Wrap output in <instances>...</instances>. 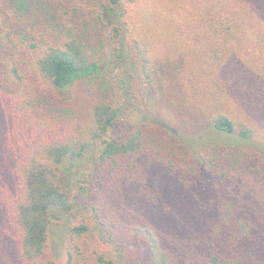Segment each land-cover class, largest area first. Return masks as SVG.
Segmentation results:
<instances>
[{"label":"trees","instance_id":"trees-1","mask_svg":"<svg viewBox=\"0 0 264 264\" xmlns=\"http://www.w3.org/2000/svg\"><path fill=\"white\" fill-rule=\"evenodd\" d=\"M197 1L190 19L162 5L146 12L136 0H0V84L11 92L0 91V264H123L97 247L100 229L80 203L93 192L91 217L103 226L119 193L125 219L143 209L168 219V247L141 230L149 264H264V0ZM87 17L110 28L112 58L89 51L78 27ZM165 18L169 31L159 26ZM195 19L200 36L186 23ZM176 34L184 45L169 49ZM169 53L179 58L172 73ZM117 66L127 104L104 98L54 112L49 92L72 99ZM134 80L150 93L130 120ZM179 101L201 116L202 130L178 128ZM155 129L169 133L168 146ZM2 188L13 190L10 206ZM98 189L109 196L103 210Z\"/></svg>","mask_w":264,"mask_h":264},{"label":"rangeland","instance_id":"rangeland-1","mask_svg":"<svg viewBox=\"0 0 264 264\" xmlns=\"http://www.w3.org/2000/svg\"><path fill=\"white\" fill-rule=\"evenodd\" d=\"M135 4L138 7V9L141 8L142 10L145 11L146 9H148L151 12L155 10L154 7H156L157 5H162L168 9L177 10L190 19L191 17L196 18V15L191 13V11L197 12L199 11V9L197 8H200V5L197 0H187L184 2H182V0H136ZM79 18L84 19L83 16L80 17L78 16V20ZM186 23L196 25V35L200 36L199 19L186 20ZM169 25H170L169 18H165L163 21L159 23L160 28H163L165 26V30L168 31H169ZM78 27L80 28L81 32H85L84 33L85 42L87 44L89 51L94 56L104 57L108 59L113 57L112 54L115 43H113L109 37L110 28L108 26L103 25L97 19H94L93 21H91L90 19V23L88 25L80 24ZM176 31H178V29H176ZM177 35L178 34L169 37V49L172 47V45H174L175 47V44L178 42V40H181L179 37H177ZM256 35H257L256 33H253V36L251 38L252 42H258ZM55 37H56L55 33H50L49 36L46 37V39L55 40L56 39ZM182 38L187 43L188 36L185 34ZM184 48L186 49L187 47L185 46ZM178 59L179 58L176 56V54L169 53V69H170L169 71H171V73L174 70V63H176ZM204 61L205 58H200V54L195 56L193 62L196 63L195 66H197V70H198V66L203 65ZM121 76H122V70L119 66L114 67L113 69L108 68L107 73L105 72L103 75H100L94 79L86 80L78 88V90L74 92V97L69 100H66L68 98L67 94L59 93L52 95L51 92H49L48 93L50 95L49 100L52 103L54 112L56 111L63 112L64 110H67L68 113L75 114L81 110L80 108L82 106H85L88 103L94 102L98 99H104V98L112 99L115 104H120L121 102L127 104V100L125 99L122 100V98L125 96V94H123L125 90L121 82L122 81ZM169 81H170L169 90L171 87H174V89L179 88L174 78L169 77ZM154 85L156 86V84ZM3 89H5L6 92L8 91V93L11 94L9 88L0 84V91H2ZM178 92L181 96H184L182 92L180 91ZM148 93H150L149 89L148 87L146 88L144 86L142 81L134 80V82H132V88L129 91L128 96L130 94L131 96H133V98L132 100L130 98V104H131L130 108L128 109L127 113L124 115L126 119L128 118L130 120H135V118L139 114L137 111L134 113V111L136 110L134 104L135 105L140 104L143 106L144 105L143 95L145 97H148ZM184 106H185V102H184ZM171 114H172L171 116H176L175 120L176 119L178 120L177 123L178 128H180L185 132L192 133L202 130L204 128L203 125L204 121L202 120L201 116H199L196 113V111L191 112V109L189 107V101L186 102L185 108L183 107L181 101H179L176 105H172ZM66 115L71 116L69 114ZM144 115L148 117V120L150 121L153 120V117L148 116L147 114ZM146 116L145 119L147 118ZM154 132H156V136H160V139L162 138L161 141L157 143L162 144L163 147L165 145L167 146L169 145V133L166 130L155 129ZM35 138H38V136H36ZM166 147L165 149L169 151V148L167 149ZM16 156L19 157V153ZM13 158L15 160V156ZM12 164L13 163H11L10 161L9 166L11 165L12 167ZM97 169L99 173H102V175L103 173H106V175L103 176L101 175V178L105 176L106 177L105 179H111L109 177L110 174L104 172L102 166H97ZM106 182L107 180H105V183ZM1 187H4L2 182H1ZM164 187H166V185ZM12 191H13L12 189H4V188L1 189V194L4 196L3 200L6 202V206L8 204L10 206L9 195H11L10 193H13ZM8 192L10 193L8 194ZM93 193H92V197L90 196V199H85L86 197L82 196L80 203L83 207L87 208L86 212L88 216H90L89 224L90 222L92 225L96 223L97 227L100 229L99 233H100L101 241H97V247L99 248V250L110 251L113 254L116 252L118 256L121 257L123 264H149L151 259V252H150L149 240L141 231L144 228L151 229L156 235L159 236L160 241L163 243V245L165 247H168L169 221L166 217L160 216L163 218H158L159 216L156 217L157 216L156 214H155L156 216L152 215L155 217H150L151 215L148 213V210L143 209L139 212L141 216H134L125 219L124 218L125 216H121L124 215L123 214L124 211H121V208L119 206V202L121 201V197H122L121 193L115 196L112 202L108 199L106 206L107 211H105L102 209V203L109 196L103 198V196L100 195L98 189L99 199L97 201V205L100 209L104 211L103 216H104V220L106 221V225L103 226L100 224L99 220H96L95 222L94 219H92L91 217L92 209L90 202L96 200L95 194ZM131 207L132 205L129 206V208ZM162 211L165 214V210ZM80 221L81 218L76 220V223H79ZM63 233L64 231L61 232V234Z\"/></svg>","mask_w":264,"mask_h":264}]
</instances>
